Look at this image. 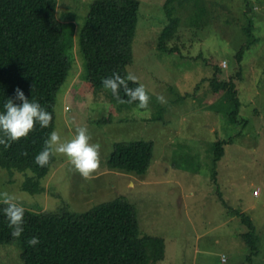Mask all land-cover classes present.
I'll use <instances>...</instances> for the list:
<instances>
[{
  "label": "rangeland",
  "instance_id": "rangeland-1",
  "mask_svg": "<svg viewBox=\"0 0 264 264\" xmlns=\"http://www.w3.org/2000/svg\"><path fill=\"white\" fill-rule=\"evenodd\" d=\"M97 1L57 0L70 70L58 92L54 131L68 140L76 128L87 127L90 142L101 146L99 169L85 180L57 154L41 194L22 190L30 171L4 169L0 191L35 215L61 209L83 214L123 199L133 207L142 236L164 239L165 259L158 264H264V0H178L181 27L169 47L180 53L174 55L157 50L168 25L165 0H135L138 22L126 72L145 86L148 109L114 103L109 90L85 82L78 38ZM246 44L250 48L238 64ZM215 67L222 81L235 79L237 123L224 95L211 90ZM138 140L153 144L147 172L112 169L114 145ZM244 217L253 224L254 253L241 237L249 233ZM21 254L18 244L0 246V264H23Z\"/></svg>",
  "mask_w": 264,
  "mask_h": 264
},
{
  "label": "trees",
  "instance_id": "trees-1",
  "mask_svg": "<svg viewBox=\"0 0 264 264\" xmlns=\"http://www.w3.org/2000/svg\"><path fill=\"white\" fill-rule=\"evenodd\" d=\"M177 2L165 0L163 5L168 25L159 35L157 50L164 54L180 53L179 49L169 47L181 27V20L175 15ZM181 5L183 8L188 4L181 2ZM56 10L57 0H0V112L19 87L28 99L38 102L52 115L48 128L37 123L28 137L12 142L10 148L0 145V169L10 174L30 171L32 175L25 179L22 190L32 196L42 193L41 181L48 176L55 160L53 156L49 165L41 168L34 158L55 130L58 92L70 70L68 45L63 41L66 33L56 20ZM138 11L139 3L135 0H100L89 7L78 46L84 60L85 82L90 88L104 89L102 79L113 73L126 77V68L132 62ZM249 48L250 44H246L240 49L236 57L238 64ZM221 75V68L215 67L210 87L215 95H224L231 106L228 113L237 123L240 105L235 79L222 81ZM138 85L129 82L130 87ZM120 95L124 97L123 90ZM112 99L119 104L113 96ZM122 105L132 108L137 103ZM223 143H217L216 156L222 153ZM23 152L28 155H21ZM152 158V142L138 140L115 144L108 164L114 170L142 176ZM3 207L0 205V246L18 244L23 264H158L165 259L164 239L142 236L133 207L123 199L83 214L66 209L40 215L25 212L24 232L19 238L11 236ZM242 224L249 231L241 236L242 240L254 253L253 224L247 217L242 219ZM31 237H39L40 243L30 247L27 240Z\"/></svg>",
  "mask_w": 264,
  "mask_h": 264
},
{
  "label": "clouds",
  "instance_id": "clouds-1",
  "mask_svg": "<svg viewBox=\"0 0 264 264\" xmlns=\"http://www.w3.org/2000/svg\"><path fill=\"white\" fill-rule=\"evenodd\" d=\"M137 77L128 73L122 77L119 73L102 79V86L110 90L112 96L119 104L137 103L138 109H148L151 97L143 84L130 87L129 82L136 83ZM123 90L124 97L120 92ZM157 100L164 104L163 96H157ZM19 102V103H17ZM4 111L0 112V145L5 149L11 147L12 142H18L34 131L37 123L41 128H48L52 115L38 102L28 99L24 92L17 87L13 98H9L3 105ZM91 135L87 127H78L71 139L62 140L57 131H52L44 142V148L35 156V163L44 168L49 165L53 156L59 154L67 157L73 166L85 180H90L100 167V145L91 143ZM27 156V152L21 153ZM0 203L4 205L2 211L11 229V236L19 238L24 232V207L16 202V198L8 191H0ZM40 243L39 237H31L27 240L30 247Z\"/></svg>",
  "mask_w": 264,
  "mask_h": 264
}]
</instances>
